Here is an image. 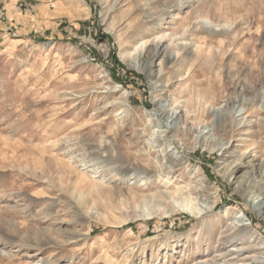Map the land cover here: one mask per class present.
<instances>
[{
    "label": "rangeland",
    "instance_id": "obj_1",
    "mask_svg": "<svg viewBox=\"0 0 264 264\" xmlns=\"http://www.w3.org/2000/svg\"><path fill=\"white\" fill-rule=\"evenodd\" d=\"M263 161L264 0H0V264L251 256Z\"/></svg>",
    "mask_w": 264,
    "mask_h": 264
},
{
    "label": "bare ground",
    "instance_id": "obj_2",
    "mask_svg": "<svg viewBox=\"0 0 264 264\" xmlns=\"http://www.w3.org/2000/svg\"><path fill=\"white\" fill-rule=\"evenodd\" d=\"M158 44L159 43L153 44L151 46V48H149L147 50V54L145 55V60L142 59V65H144L146 67H150V63H151L152 59L163 52L162 48H160ZM163 57H164V63L165 64L172 62V60L174 58V56L170 55L168 52H164ZM149 74H150V76H152L151 73H149ZM153 77H152V79H153ZM151 84L155 89H158L161 87L163 89V87L167 86V84H162V83L157 84L156 80L151 81ZM155 105L156 106L153 110V114L159 118V120H160L159 122L165 127L164 131L167 132L168 130H170L172 128V125H170L168 123V116H166L167 112L164 108V105L160 104V102H157ZM263 165H264V161L261 163V169H262ZM235 170H232V171H235ZM194 192L198 194L201 191L198 188H194ZM160 195H161V198H163L165 200V202H167L169 204L167 211L173 212L174 207L172 205H170V203L168 202V200H167L168 198H167L166 194L164 192H161ZM181 209L184 212H186L190 215H193V216H199L201 214V207H198V204H196L193 201L188 200V199L185 200V202L181 206ZM253 209L258 214H261L262 212L264 213V193H263L262 197L259 198V200L256 203L253 204ZM241 212L242 211H239V217L237 218V221L235 220L236 217L232 218L228 221L226 228H228L227 231H229L230 234L228 235V232H227V234H224L225 235L224 236L225 241H227V240L231 241V238H238L241 241H243L244 239H246V235H251V236L253 235V232L251 231V227L247 226V223L244 222V220L242 218L244 213L241 214ZM257 246H259L261 249H264V240L261 239L260 241L255 242L252 245L249 244V246H247V247L253 248L252 254H251V256H248L247 254L244 256V254H243V257L242 256L240 257V255L242 254L240 251H242L244 249V247H245L244 245L233 246L232 248H229L227 250L228 255H231V256L234 255V256L229 261H226L227 262L226 264H228V263H230V264H254L255 262L264 264V255L262 256V254H261V256H259V253H261V252L256 251ZM235 247H237V248H235ZM224 253L221 251V256H224ZM212 260H213L212 262L206 261L204 263V261H203L200 264H217L215 259H212Z\"/></svg>",
    "mask_w": 264,
    "mask_h": 264
}]
</instances>
